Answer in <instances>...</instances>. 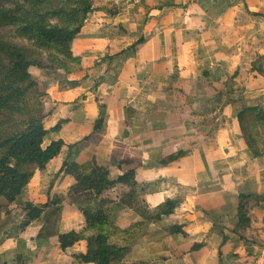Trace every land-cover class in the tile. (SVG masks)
Returning a JSON list of instances; mask_svg holds the SVG:
<instances>
[{
    "label": "crops",
    "instance_id": "0c3cea01",
    "mask_svg": "<svg viewBox=\"0 0 264 264\" xmlns=\"http://www.w3.org/2000/svg\"><path fill=\"white\" fill-rule=\"evenodd\" d=\"M142 38L146 41L134 47ZM74 51L85 70L65 78L74 81L65 85L85 88L79 93L84 98L68 103L86 100L87 109L107 97L100 107L106 118L104 145L122 142L143 155L134 189L113 187L107 200V212L121 229L143 223L142 237L123 264H264V225L250 219H264V152L255 159L235 126L240 106L264 107V80L250 72L252 62L264 56V0H94ZM77 75L84 78L71 80ZM40 76L47 75L37 73L47 94L40 78L48 77ZM61 103L52 108L45 103L50 123ZM77 111L74 121L66 113L59 117L66 122L49 141L61 139L71 146L91 132L93 125L80 124L84 111ZM258 131L264 136V125ZM178 150L189 155L167 168L157 165L160 155ZM66 151L63 161L88 164L95 154L99 162L107 161V150H92L86 143ZM58 158L29 185L31 190L50 181L43 200L32 204L49 202L63 188L64 196L54 198L62 201L60 233L79 231L84 220L69 202L68 179L51 178ZM109 170L114 181L115 162ZM240 195L251 196V230L234 234ZM169 201L175 203L174 213L160 221L143 222L136 213L147 209L156 216ZM33 224L40 229L41 222ZM33 224L17 241L0 242V264L23 242L42 264H77L73 257L85 253V242L62 252L53 240L39 245L23 239ZM169 225L182 226L184 234H168Z\"/></svg>",
    "mask_w": 264,
    "mask_h": 264
},
{
    "label": "trees",
    "instance_id": "16d2710c",
    "mask_svg": "<svg viewBox=\"0 0 264 264\" xmlns=\"http://www.w3.org/2000/svg\"><path fill=\"white\" fill-rule=\"evenodd\" d=\"M92 5V0H0V210L2 202L11 210L37 175L66 147L75 150L86 143L95 150L104 146L100 135L106 125L104 113L95 119L91 132L80 143L66 146L61 139L49 141L50 134L59 132L66 120L46 126L50 112L45 111L46 93L37 77V73L54 70L65 79L85 70L74 44L86 27ZM145 41L140 39L134 47ZM250 72L264 80V56L252 62ZM237 77L238 71L230 81ZM112 102L115 105L118 101ZM263 125L264 107L240 106L235 113L236 129L255 159L264 152V136L258 131ZM188 153L178 150L162 154L156 162L167 168ZM142 156L141 151L125 143L111 142L106 164L99 162L96 154L88 164L65 160L59 173L68 179L69 202L80 212L83 228L60 233L62 201L55 199L36 206L27 203L21 233L32 223L41 222L35 238L53 240L62 252L86 243L85 253L73 257L77 264H123L142 237L143 223L121 229L107 212V200L113 187L134 189ZM112 162L118 174L114 181L109 170ZM250 199V195L238 197L234 234L251 230ZM137 203L143 206L144 201ZM174 210V201H169L156 216L147 209L137 208L136 213L143 222H155L172 215ZM165 231L170 235L184 234L183 227L177 225L166 226ZM201 246L197 245V249Z\"/></svg>",
    "mask_w": 264,
    "mask_h": 264
},
{
    "label": "rangeland",
    "instance_id": "374dc122",
    "mask_svg": "<svg viewBox=\"0 0 264 264\" xmlns=\"http://www.w3.org/2000/svg\"><path fill=\"white\" fill-rule=\"evenodd\" d=\"M92 1H94V0H92ZM44 74L47 76H40V77H45V78L48 77V78H46L44 80H43V78H40V80L43 81L42 84L44 86V89L47 92L46 101H45L46 105L48 107L52 108L55 105L57 106L58 102L59 103L63 102V103H61L62 105H60V108H58V110H56L54 112V115H53L54 120L51 123L49 122L48 124H46V126L50 128V126L56 125L59 122V117L65 116L64 113H66L67 119H69L70 121H74L75 117L73 114H74V112H78L77 110H83L84 111V113L82 115L83 121H81V123H80L82 128H86V127L93 125V123L95 121L93 122L91 117H92V115H94L95 116L94 118L96 119L98 117L97 116L98 113H99V115H100V113L102 114V112H100V107L102 106L101 104L104 102V100L107 97H104V98L102 97L101 99L98 98L97 100L92 101L90 104V107H88L87 109H85V105H84L86 100H81L80 103H75V104L68 103V101L74 100L78 97L80 99H83L84 96H80L79 93H80L81 89H85V88H81L79 90L68 89V88H71L72 86H67V85H65V83L74 84V81H72L73 83H71V81L65 80L58 73H56L54 70L46 71V72H44ZM80 75L72 77L71 80H82L84 78L83 77L84 75L81 77H80ZM88 83H86L84 85L87 86ZM55 86H57V87H55ZM58 93H63L62 98L56 99L57 101H52L54 95L58 94ZM64 104H66V105L64 106ZM103 104L105 105L106 102ZM62 109H64V111H62ZM89 110L92 111V115H91V111H89ZM104 131H105V128L103 127L101 130V133L103 134ZM101 133H100V135H101ZM101 140H104L103 137ZM46 144L47 143H45V145ZM110 145H111V141H107V145H104L103 148H100V149L101 150H107L106 152H108L110 150ZM66 149H67V147L64 149V151H66ZM95 149H96V147H95ZM63 154L64 155H60L59 158L57 159L58 160L57 170H56V172L52 173L53 175L51 176V178L64 176L63 174L59 173V171H60L59 167L61 168V166L64 162L63 156H66L65 153H63ZM61 162H62V164H61ZM45 171H46V169L43 172H45ZM112 172H113V175L117 173L116 171H113V170L111 171V173ZM41 174H43V173H41ZM114 177H115L114 180H116V178L118 177V174H116V176L114 175ZM49 184H50V181H42L40 183V185L34 187L31 190H30V187L28 186L29 187V189H28L29 193L27 194L28 191L25 193L26 195L24 197H22L23 200H20L21 198L18 199L17 202L15 203L16 205L13 208H11V210L6 209L7 207L2 202L3 205H2V209L0 210V242L1 241L5 242L4 240H8V239L17 241L18 236L20 234H22L21 233L22 231L19 228H20L22 221L24 219V216L26 214V212L24 211L25 210L24 207L26 204L25 200H26V202H27V200H29V203H32V202L35 203V201H37V200L39 201V199H42L43 195H44V191H45L44 187L48 186ZM122 188H124V187H122ZM67 189H68V187H67ZM64 191L65 190H63V188L55 190L53 192L54 196L52 195L51 196L52 198L51 199L49 198V202L54 201L55 200L54 198H57L58 196L60 198L63 197L64 193H65ZM63 200H66V197L63 198ZM4 211L5 212L7 211L8 213L7 212L5 213ZM250 219L254 223L256 222L257 225H259V223L261 225H264V219H262L261 221H259L260 220L259 218L256 219V218L251 217ZM38 227H39V224L36 226H34V224H33L32 233H29L30 236L28 237V236H25V234H23L22 238L25 240L28 238V240L33 241L34 244H36L37 242L39 245L44 243L47 239L35 238L37 235V232H38L37 231ZM31 237L33 239H31ZM20 242H21V240H20ZM17 245H20V246L14 248V250L12 252L7 253L6 255L3 256L1 264H36L37 259L39 260V262H41L39 256L36 257L35 254H32L31 252H28L26 250V248L24 246V242L22 244L18 243ZM38 264H42V262L38 263Z\"/></svg>",
    "mask_w": 264,
    "mask_h": 264
}]
</instances>
